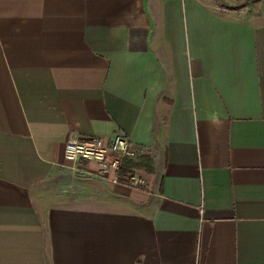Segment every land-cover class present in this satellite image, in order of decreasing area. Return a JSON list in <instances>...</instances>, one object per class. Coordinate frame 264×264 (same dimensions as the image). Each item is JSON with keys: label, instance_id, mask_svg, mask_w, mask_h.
I'll return each instance as SVG.
<instances>
[{"label": "crops", "instance_id": "obj_1", "mask_svg": "<svg viewBox=\"0 0 264 264\" xmlns=\"http://www.w3.org/2000/svg\"><path fill=\"white\" fill-rule=\"evenodd\" d=\"M246 2L0 0V264H264V0ZM112 131L142 148L141 185L63 158ZM56 169L111 191L42 204Z\"/></svg>", "mask_w": 264, "mask_h": 264}, {"label": "built area", "instance_id": "obj_2", "mask_svg": "<svg viewBox=\"0 0 264 264\" xmlns=\"http://www.w3.org/2000/svg\"><path fill=\"white\" fill-rule=\"evenodd\" d=\"M142 155V148L120 131L66 138L63 142V158L71 162V167H77L80 160L93 162L96 175L111 173L109 179L120 181L121 178L134 187L144 182Z\"/></svg>", "mask_w": 264, "mask_h": 264}, {"label": "rangeland", "instance_id": "obj_3", "mask_svg": "<svg viewBox=\"0 0 264 264\" xmlns=\"http://www.w3.org/2000/svg\"><path fill=\"white\" fill-rule=\"evenodd\" d=\"M247 0L244 9H241L240 16L248 17L262 8ZM222 4V3H221ZM222 12H228L226 9ZM118 183L130 186L126 181H117ZM108 181L96 179L83 172H68L65 170H54L53 177H48L41 183L34 186L35 194L40 203L45 201H71L77 202L86 198L89 201L90 196H95V192L106 193L111 191ZM33 190V191H34ZM105 196V195H104Z\"/></svg>", "mask_w": 264, "mask_h": 264}, {"label": "trees", "instance_id": "obj_4", "mask_svg": "<svg viewBox=\"0 0 264 264\" xmlns=\"http://www.w3.org/2000/svg\"><path fill=\"white\" fill-rule=\"evenodd\" d=\"M146 162H148V160L146 159ZM120 181H123V180H121V178H120Z\"/></svg>", "mask_w": 264, "mask_h": 264}]
</instances>
